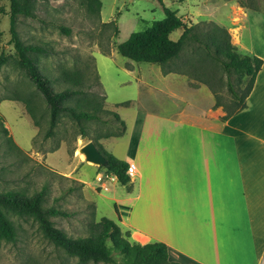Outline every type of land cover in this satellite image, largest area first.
<instances>
[{
	"label": "crops",
	"instance_id": "1",
	"mask_svg": "<svg viewBox=\"0 0 264 264\" xmlns=\"http://www.w3.org/2000/svg\"><path fill=\"white\" fill-rule=\"evenodd\" d=\"M202 2L204 19L224 26L238 51L262 60L246 107L222 119L225 111L214 108V94L204 82L184 73L164 74L158 62L123 56L119 30L110 38L109 51L96 42L126 76L118 81L119 97L110 100L126 128L123 135L99 143L118 159L131 155L136 171L121 190L116 176L109 182L103 168L78 155H73V165H49L82 183L83 191L96 188L114 202L117 222L129 231L130 240L165 243L170 261L264 264V7H243L235 0ZM217 5L218 17L213 13ZM118 139L123 140L121 149Z\"/></svg>",
	"mask_w": 264,
	"mask_h": 264
},
{
	"label": "trees",
	"instance_id": "2",
	"mask_svg": "<svg viewBox=\"0 0 264 264\" xmlns=\"http://www.w3.org/2000/svg\"><path fill=\"white\" fill-rule=\"evenodd\" d=\"M8 1L10 42L16 53L14 65L24 78L20 83L14 81L11 86L6 85L4 88L7 92L0 96V101L4 99L20 101L32 123L39 130L44 121V113L47 112L48 123L43 132L45 139L56 136V126L62 113L78 123L81 120H95L100 123L101 130L94 136H87L82 130L75 136L62 139L67 142L68 139L74 141L78 137L92 140L107 160L105 168L102 166L99 168H103L106 174H114L121 184H127L130 179L126 174L127 163L106 151L99 143L100 138L123 135L126 126L117 112L105 107L106 96L97 75L94 72L95 81L92 82L98 85L99 94L91 88L93 83H89V76L83 64L76 68L62 67L58 71L59 75L54 77L42 71L37 58L51 52V48L40 41L24 42L16 29L19 16L36 17L34 8L37 0ZM158 1L162 4L164 16L153 20L142 30L131 32L126 40L118 44L119 52L135 61L158 62L164 74L184 73L204 82L214 94V108L220 107L225 111L222 119H227L245 108L246 97L252 89L262 60L255 55L238 51L231 43L230 33L224 26L206 19L195 23L185 20L177 10L165 6L162 0ZM237 1L240 6L257 8L250 4L249 0ZM81 3L88 11L100 14L101 0H82ZM2 12L4 8L0 5V13ZM106 28H111V31L105 42L102 32ZM176 29H180L181 32L176 39H172L170 34ZM60 30L69 33L65 26H60ZM118 31L116 19L101 21L98 41L103 50L109 51L110 38ZM7 60L8 56L0 51V66ZM85 62L92 69L94 66L92 58L88 57ZM55 84L61 87L56 89ZM37 93L43 104H38ZM94 99L97 103L93 102ZM103 125L106 126L102 127ZM55 140L56 145L49 151L59 147L60 139ZM0 144L6 146L7 155H13L18 163L27 158L24 150L14 141L4 125L2 114ZM71 181L80 188L83 185L73 179ZM48 187L42 184L40 188L31 190L24 187L0 190L1 240L15 239L16 231L6 215L7 212H12L18 216H29L37 222L40 231L53 245L60 247L69 257L75 258L73 264H178L168 259L165 243L152 241L141 244L131 241L129 231H123L116 221L106 216L96 219V206L91 200L84 199L90 208L87 233L76 236L67 234L54 225L51 217L67 216L68 211L63 207L44 205Z\"/></svg>",
	"mask_w": 264,
	"mask_h": 264
},
{
	"label": "rangeland",
	"instance_id": "3",
	"mask_svg": "<svg viewBox=\"0 0 264 264\" xmlns=\"http://www.w3.org/2000/svg\"><path fill=\"white\" fill-rule=\"evenodd\" d=\"M81 1L37 0L34 8L36 17L19 16L16 21V29L19 37L24 42L40 41L51 48V52L37 58L40 69L48 73L50 77L58 76V71L62 67L76 68L78 65L83 64L86 68V74L89 76V83H93L92 81H95L94 66L91 69L85 62L88 57L92 58V53L95 58V65L101 76L100 85L106 96L105 107L117 112L112 107L110 100L119 97L118 81L126 78V76L115 67L110 58L99 52L96 41H98L99 32L101 31V21L116 19L120 30L117 40L123 41L129 33L142 30L149 26L153 20L162 18L164 16L162 4L158 0H101L100 14L97 15L96 12L88 11ZM202 1L162 0L165 6L177 10V13L188 21L196 13L201 17L198 18V21L204 19L206 10ZM235 1L238 3L237 0ZM248 2L255 7H264V0H249ZM0 5L4 8V12L0 13V51H3L8 56L7 62L0 66L1 96L7 92V89L5 90L4 88L6 85L11 86L14 81L20 83L24 77L14 65L16 53L10 42L9 1L0 0ZM208 11L211 12L210 10ZM220 11L217 5L213 11L214 16L218 17ZM60 26L67 27L69 33H63L60 30ZM110 31L111 28L103 30V41L106 42V36ZM179 33L180 29H176L171 32L170 37L176 39ZM91 85V88L99 94L98 85L95 83ZM54 87L58 89L61 86L55 84ZM37 97L38 104H43L42 98L38 93ZM93 102L97 103V100L94 99ZM0 112L5 119L10 135L24 150L23 153L27 157L23 162L18 163L13 155H7L6 146L0 144V190L6 188L21 189L23 187L31 190L40 188L42 184L48 185L49 190L45 196L44 205L63 207L68 211L69 214L67 216H53L51 219L55 226L61 228L69 235H82L88 231L90 208L85 204L84 199L93 201L97 206L96 219L99 216H106L117 222L114 202H110L105 196L100 195L96 188L86 186L83 191V188L78 187L68 178L69 176L60 173L56 169L63 168L68 161L73 165V155L80 156L82 154L78 150L79 144L86 141V138L81 137L76 138L74 141L68 139V142L62 138L70 137L71 135L75 136L82 130L87 136H94L101 130L100 123L95 120H81L78 123L75 120L72 121L67 114L62 113L56 126V136L45 139L43 132L48 123L47 112L44 113V121L40 130L33 125L30 117L23 111V106L19 102L7 99L1 101ZM104 126L106 125L102 127ZM58 138L60 139L59 149H55L56 151L53 150L54 152L50 153L49 149L56 145L55 139ZM121 141L123 140L118 139L117 143L120 144ZM73 147L75 149H72ZM118 147L119 149L123 148L122 144L118 145ZM82 159L83 161L85 160L84 155ZM87 163L96 165L91 162ZM86 168L90 175L89 180L93 181L94 173L92 169L89 166H86ZM111 175L113 176L114 174H107V178L111 177ZM108 181L111 183L115 182L114 178H109ZM115 186L121 190L125 189L117 181ZM102 193L106 194L107 192L102 191ZM6 215L14 226L16 236L14 241L0 239V264L74 263L75 258L69 257L60 247L53 245L43 235L37 222L31 217L18 216L12 212H7Z\"/></svg>",
	"mask_w": 264,
	"mask_h": 264
},
{
	"label": "water",
	"instance_id": "4",
	"mask_svg": "<svg viewBox=\"0 0 264 264\" xmlns=\"http://www.w3.org/2000/svg\"><path fill=\"white\" fill-rule=\"evenodd\" d=\"M78 150L84 155V159L87 162H91L105 168L107 160L92 140H89L81 145Z\"/></svg>",
	"mask_w": 264,
	"mask_h": 264
},
{
	"label": "built area",
	"instance_id": "5",
	"mask_svg": "<svg viewBox=\"0 0 264 264\" xmlns=\"http://www.w3.org/2000/svg\"><path fill=\"white\" fill-rule=\"evenodd\" d=\"M124 161L127 163V166H126V174L131 176L135 171H136V166H135V163L133 161V158L131 155L129 154H126L124 156ZM106 174V173H105ZM115 175H111V177L109 176L108 178H114ZM107 178V174L105 176Z\"/></svg>",
	"mask_w": 264,
	"mask_h": 264
},
{
	"label": "bare ground",
	"instance_id": "6",
	"mask_svg": "<svg viewBox=\"0 0 264 264\" xmlns=\"http://www.w3.org/2000/svg\"><path fill=\"white\" fill-rule=\"evenodd\" d=\"M80 157L82 158V157H83V155H82V154H80Z\"/></svg>",
	"mask_w": 264,
	"mask_h": 264
}]
</instances>
